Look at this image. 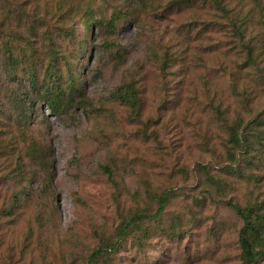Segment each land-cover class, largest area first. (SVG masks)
Masks as SVG:
<instances>
[{
	"label": "rangeland",
	"instance_id": "374dc122",
	"mask_svg": "<svg viewBox=\"0 0 264 264\" xmlns=\"http://www.w3.org/2000/svg\"><path fill=\"white\" fill-rule=\"evenodd\" d=\"M48 1L59 24L89 41L76 65L88 107L52 115L37 105L26 111L23 131L7 104L0 109V264H85L93 249L114 240L120 217L153 207L147 188L169 191L149 236L129 233L97 264H240L241 220L222 198L245 204L251 186L219 192L197 170L205 164L220 172L222 132L213 107L220 104L229 118L264 108V85L255 87L249 103L242 101L243 88L256 82L239 69L229 20L198 0L177 11L165 7L169 0L156 7L149 0H65L60 8L58 0ZM33 2L42 1L0 0L1 28L13 24L3 9H17L27 21ZM115 12L120 15L109 32L97 23L83 31V20L106 23ZM165 49L172 60L161 68ZM125 76L139 81L138 119L110 97ZM31 142L41 147L38 158L31 156ZM103 163L111 164L117 188L101 172ZM262 183L264 190V177ZM175 220L181 235L171 239L164 231Z\"/></svg>",
	"mask_w": 264,
	"mask_h": 264
},
{
	"label": "trees",
	"instance_id": "16d2710c",
	"mask_svg": "<svg viewBox=\"0 0 264 264\" xmlns=\"http://www.w3.org/2000/svg\"><path fill=\"white\" fill-rule=\"evenodd\" d=\"M41 1V5L32 3L34 9L29 11L27 21L19 14V10L3 9L5 20L9 14L13 17L12 27L4 30L1 28L4 20L0 18V109L7 104L11 108L9 114L20 128L23 127L22 131L29 119L26 111L37 105L44 106L52 115L75 108L86 111L88 107L85 83L76 65L81 63L89 41L79 37V33L64 22L59 24L56 8L48 0ZM63 1L58 0V8ZM198 1L202 2L199 6H206L203 1H207L212 9L229 20L230 48L241 60L239 69L247 72V77L256 82L253 87L249 84V89L243 88L242 101L249 103L250 98L247 97L255 87L264 85V0H237V7L230 6L232 0ZM145 3L147 5V0ZM160 3L158 0H149V5L154 7ZM189 3L191 0H169L165 7L174 6V11H177V7ZM119 15L115 12L106 23L87 18L82 21L85 27L83 31L90 33L91 26L97 23L102 25L105 32H109ZM186 29L191 33L194 27L188 25ZM163 51L161 68L167 67L172 60V55L166 49ZM110 97L126 106L131 116L139 118L141 96L136 77L125 76L111 91ZM220 107V104L213 107L222 132L218 141L221 152L216 153L220 159L217 167L220 172H211L205 164H198L197 170L206 185L219 192L233 188L235 184L251 186L250 197L245 204L232 198L222 199L241 220L236 235L239 263L264 264V108L258 114L248 113L247 118L237 112L229 118L225 114L226 110ZM30 147L31 156L38 158L41 147L36 142H31ZM216 148V145H212L213 151ZM99 168L117 188L111 164L103 163ZM144 192L152 199L153 207H137L120 217L113 229L114 240L93 249L85 264H97L98 259L111 253L129 233L149 236L152 229L149 223L160 219L169 191H151L147 188ZM114 195L116 199L119 197L118 193ZM132 195L134 198L139 197V191ZM179 223L181 221L175 220L169 224L165 235L171 239L180 237Z\"/></svg>",
	"mask_w": 264,
	"mask_h": 264
}]
</instances>
